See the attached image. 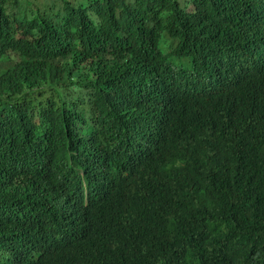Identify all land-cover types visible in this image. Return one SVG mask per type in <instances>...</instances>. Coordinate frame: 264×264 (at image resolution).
<instances>
[{"label": "trees", "instance_id": "trees-1", "mask_svg": "<svg viewBox=\"0 0 264 264\" xmlns=\"http://www.w3.org/2000/svg\"><path fill=\"white\" fill-rule=\"evenodd\" d=\"M0 264H264V0H0Z\"/></svg>", "mask_w": 264, "mask_h": 264}, {"label": "clouds", "instance_id": "clouds-1", "mask_svg": "<svg viewBox=\"0 0 264 264\" xmlns=\"http://www.w3.org/2000/svg\"><path fill=\"white\" fill-rule=\"evenodd\" d=\"M182 92L185 97L190 98V99L205 98L211 101L212 107L206 110L204 125L206 126V128H213L212 123H211V110L214 107L216 100H217L214 91L209 89L208 91L203 92L197 86H187V87H184ZM213 137H214V134L211 133L206 138V144L208 146L211 145L213 141ZM169 151L174 154L173 157L178 158V159H183V160L184 159L189 160L188 154L191 152V150L187 151L186 147L183 144L170 148Z\"/></svg>", "mask_w": 264, "mask_h": 264}]
</instances>
